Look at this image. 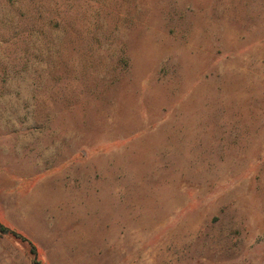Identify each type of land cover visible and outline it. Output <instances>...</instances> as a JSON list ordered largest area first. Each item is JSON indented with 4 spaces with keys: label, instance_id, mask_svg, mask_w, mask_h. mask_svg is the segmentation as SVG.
Returning a JSON list of instances; mask_svg holds the SVG:
<instances>
[{
    "label": "rangeland",
    "instance_id": "rangeland-1",
    "mask_svg": "<svg viewBox=\"0 0 264 264\" xmlns=\"http://www.w3.org/2000/svg\"><path fill=\"white\" fill-rule=\"evenodd\" d=\"M0 222L46 264H264V0H0Z\"/></svg>",
    "mask_w": 264,
    "mask_h": 264
},
{
    "label": "trees",
    "instance_id": "trees-1",
    "mask_svg": "<svg viewBox=\"0 0 264 264\" xmlns=\"http://www.w3.org/2000/svg\"><path fill=\"white\" fill-rule=\"evenodd\" d=\"M4 237H13L16 240L26 244L29 247V253L32 257L33 264H46L42 258L40 257V252L37 245L28 239L25 235L18 232L15 229L7 227L5 224L0 222V239Z\"/></svg>",
    "mask_w": 264,
    "mask_h": 264
}]
</instances>
